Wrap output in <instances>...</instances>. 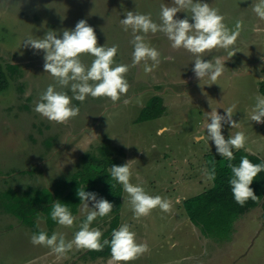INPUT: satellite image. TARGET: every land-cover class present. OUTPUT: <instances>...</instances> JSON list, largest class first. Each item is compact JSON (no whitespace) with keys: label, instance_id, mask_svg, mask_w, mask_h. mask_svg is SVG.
<instances>
[{"label":"rangeland","instance_id":"obj_1","mask_svg":"<svg viewBox=\"0 0 264 264\" xmlns=\"http://www.w3.org/2000/svg\"><path fill=\"white\" fill-rule=\"evenodd\" d=\"M206 2L223 16L230 31L239 33L232 57L231 48L202 54L212 63L224 61L222 75L210 86L208 78L200 81L192 72L193 54L183 48L173 49L164 32L137 33L159 51V65L145 73L143 62L133 64V33L124 30L121 19L133 11L160 24L162 7H172L173 0H0V69L6 83L0 89V264H117L110 248L101 255L73 242L91 211L82 203L72 214L70 227L57 223L49 226L41 214L35 219L38 228L49 236L59 233L66 242H73L63 255L33 245L31 228L2 207L6 191L20 195L41 188L53 191L57 181L78 169L84 153L99 154L96 149L103 143L118 161L128 162L131 183L171 205L168 212L157 207L136 218L121 186L118 215L111 211L92 222L90 228L102 232V241L127 224L136 241L148 245V251L129 264H264L261 204L235 221L230 241L205 237L184 210L186 198L213 184L206 171L208 156L217 154L215 147L211 141L210 149L205 142L194 141L196 135L205 132L208 112L217 109L223 113L235 105L237 127L225 125L223 135L227 139L243 132L247 141L242 149L264 159V123L250 121L256 100L264 99L260 92L264 81L260 79L264 76V20L253 11L259 0ZM184 11L176 18L190 15ZM82 19L94 29L98 45L117 48L113 66H128V90L116 102L90 96L83 102L72 100L79 114L57 123L34 110L41 94L49 85L70 97L73 93L44 72L43 53L34 55L22 42L28 37H42L49 30H55L59 37ZM93 59L86 53L80 56L86 68ZM9 65L15 70L11 72ZM154 95L162 98L164 113L137 121ZM98 198L104 199L101 195Z\"/></svg>","mask_w":264,"mask_h":264},{"label":"clouds","instance_id":"obj_2","mask_svg":"<svg viewBox=\"0 0 264 264\" xmlns=\"http://www.w3.org/2000/svg\"><path fill=\"white\" fill-rule=\"evenodd\" d=\"M184 10L190 12V15L186 14L183 19L176 18L178 12L186 13ZM253 11L258 18L264 20V0H259V3L253 6ZM223 20V16L211 8L206 0H173L172 7H162L160 24L153 22L149 15L133 11H129L125 18L121 19V24L125 31L131 29L133 33V64L143 62L145 73L152 72L159 65L160 53L145 41L144 35L137 33L155 34L160 31L167 35L173 49L183 48L193 54L192 72L200 81L208 78L212 82L208 84L210 86L222 75L224 61L218 59L212 63L204 60L202 54L215 48H231L229 57L236 52L232 46L239 33L230 31ZM22 43L25 48L32 50L34 55L42 52L44 72L49 73L60 87H70L73 93L70 97L66 92L57 91L53 85H49L41 94L34 110L50 121L63 123L76 117L79 109L72 105V100L83 102L90 96L108 97L116 102L128 90L125 78L128 66L124 64L113 66L117 48L98 45L94 29L86 20L78 21L72 29H64L59 37L55 30H49L42 37H28ZM85 53L94 57L87 68L80 60L81 54ZM260 79L264 80V76ZM234 109L235 105H232L223 109V113H219L217 109L208 112L204 134L194 137L195 142L203 141L209 149L211 141L216 153L229 162L234 159V151L244 148L247 141L243 132H236L227 139L222 133L225 125L230 128L237 127V122L233 120ZM250 121L264 123V99L256 100ZM229 167L233 174L229 184L234 201L243 207L249 199L256 200L258 197L250 185L258 174L264 171V163L254 164L248 158H242L238 166L229 163ZM110 168L112 179L122 185L124 192L127 193L136 218L148 215L157 207L163 212L170 210L171 205L166 199L158 195H149L143 187L130 182L132 170L128 162L123 165H112ZM206 175L209 180H214L215 170L206 171ZM76 195L85 210L91 209L74 235L73 242L78 248L99 251L108 245L112 259L117 264H129L148 251V245L138 243L136 234L127 224L114 229L111 238L102 241V232L92 230L90 225L98 216H108L113 204L106 199L98 198L95 192H86L85 187L78 189ZM51 218L57 224L66 227L74 223V217L67 204L59 200H55L52 205ZM73 242H66L64 236L59 233L49 236L47 232L39 231L31 236L33 245L48 247L59 255L70 250Z\"/></svg>","mask_w":264,"mask_h":264},{"label":"trees","instance_id":"obj_3","mask_svg":"<svg viewBox=\"0 0 264 264\" xmlns=\"http://www.w3.org/2000/svg\"><path fill=\"white\" fill-rule=\"evenodd\" d=\"M15 68L13 65L8 66L11 72ZM4 84L6 85L4 73L0 69V89L5 87ZM263 86L264 81L260 86L262 94H264ZM164 111L162 98L154 95L147 100L137 121L158 118ZM96 152L99 154L94 152L84 153L78 169L57 181L53 191L41 188L26 191L21 195L6 191L3 193L2 207L24 225L30 227L35 234L41 231L35 220L40 214L49 226L56 224L51 218L52 205L55 200L67 204L71 213L75 214L81 204L76 192L78 189L85 187L86 192H95L113 205H117L112 209L117 216L122 185L112 179L110 167L123 164L116 157H113V153L107 150L104 143L100 144ZM242 158H248L254 164L264 163L263 158L250 154L244 149L234 151V159L231 162L220 155H210L207 164L208 172L215 170V179L212 180V186L184 200V210L188 219L207 238L230 241L234 231V223L238 218L260 204L264 210V171L258 174L250 185L254 194L258 197L256 200L249 199L241 207L233 199L229 184L233 174L229 163L238 166ZM108 248L110 247L105 245L102 250L98 251V254H106Z\"/></svg>","mask_w":264,"mask_h":264},{"label":"crops","instance_id":"obj_4","mask_svg":"<svg viewBox=\"0 0 264 264\" xmlns=\"http://www.w3.org/2000/svg\"><path fill=\"white\" fill-rule=\"evenodd\" d=\"M264 97V94H263V96H262V98Z\"/></svg>","mask_w":264,"mask_h":264}]
</instances>
